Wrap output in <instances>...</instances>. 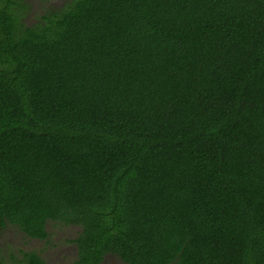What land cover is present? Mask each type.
Segmentation results:
<instances>
[{"label":"trees","instance_id":"trees-1","mask_svg":"<svg viewBox=\"0 0 264 264\" xmlns=\"http://www.w3.org/2000/svg\"><path fill=\"white\" fill-rule=\"evenodd\" d=\"M29 9L0 0V230L78 225L77 264H264V0Z\"/></svg>","mask_w":264,"mask_h":264},{"label":"rangeland","instance_id":"rangeland-1","mask_svg":"<svg viewBox=\"0 0 264 264\" xmlns=\"http://www.w3.org/2000/svg\"><path fill=\"white\" fill-rule=\"evenodd\" d=\"M69 0H29L30 9L25 18L28 25L38 21L48 9L62 7ZM48 237L34 239L27 237L16 226L7 225L0 230V250L6 264H17L22 252L33 250L39 253L46 264H77V244L75 239L81 227L50 220L47 224ZM101 264H125L115 255H107Z\"/></svg>","mask_w":264,"mask_h":264}]
</instances>
